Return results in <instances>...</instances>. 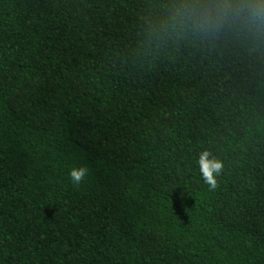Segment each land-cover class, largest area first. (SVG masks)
<instances>
[{"label":"trees","instance_id":"obj_1","mask_svg":"<svg viewBox=\"0 0 264 264\" xmlns=\"http://www.w3.org/2000/svg\"><path fill=\"white\" fill-rule=\"evenodd\" d=\"M175 2L0 0V264H264V45Z\"/></svg>","mask_w":264,"mask_h":264},{"label":"clouds","instance_id":"obj_2","mask_svg":"<svg viewBox=\"0 0 264 264\" xmlns=\"http://www.w3.org/2000/svg\"><path fill=\"white\" fill-rule=\"evenodd\" d=\"M159 31L167 37L234 40L257 48L264 45V0H176ZM195 164L209 190L215 189L223 162L202 150ZM86 172L84 166L73 167L68 176L78 185Z\"/></svg>","mask_w":264,"mask_h":264}]
</instances>
